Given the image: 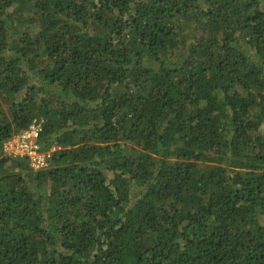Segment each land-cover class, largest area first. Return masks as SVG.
Segmentation results:
<instances>
[{
	"label": "trees",
	"instance_id": "trees-1",
	"mask_svg": "<svg viewBox=\"0 0 264 264\" xmlns=\"http://www.w3.org/2000/svg\"><path fill=\"white\" fill-rule=\"evenodd\" d=\"M263 125L264 0H0V264H264Z\"/></svg>",
	"mask_w": 264,
	"mask_h": 264
},
{
	"label": "built area",
	"instance_id": "built-area-1",
	"mask_svg": "<svg viewBox=\"0 0 264 264\" xmlns=\"http://www.w3.org/2000/svg\"><path fill=\"white\" fill-rule=\"evenodd\" d=\"M43 129L41 119H34L30 126L13 135L4 144V152L15 158L28 160L34 169H42L48 165L52 151H42L38 137Z\"/></svg>",
	"mask_w": 264,
	"mask_h": 264
},
{
	"label": "rangeland",
	"instance_id": "rangeland-1",
	"mask_svg": "<svg viewBox=\"0 0 264 264\" xmlns=\"http://www.w3.org/2000/svg\"><path fill=\"white\" fill-rule=\"evenodd\" d=\"M263 132H264V125H263V128H262Z\"/></svg>",
	"mask_w": 264,
	"mask_h": 264
}]
</instances>
